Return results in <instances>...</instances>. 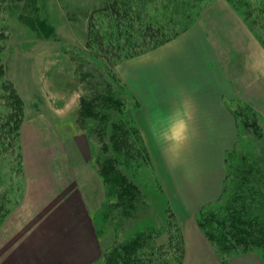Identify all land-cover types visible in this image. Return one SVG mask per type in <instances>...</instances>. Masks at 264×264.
<instances>
[{
    "label": "rangeland",
    "instance_id": "1",
    "mask_svg": "<svg viewBox=\"0 0 264 264\" xmlns=\"http://www.w3.org/2000/svg\"><path fill=\"white\" fill-rule=\"evenodd\" d=\"M112 1L114 0H0V111H6L8 100L10 106L16 99L22 107L21 115L17 112V118L21 122L17 137L15 138L14 133L9 136L12 147H6L0 140V192L8 200V213L0 214L1 256H21L18 246L11 250L7 246V233L12 231L11 227L16 224L19 216L25 215L28 231H35L34 228L40 224L41 229L32 233L40 234L38 239L47 245L32 244L30 240V244L22 246L28 251L39 249V254L44 250V256H40L42 260L60 257L49 256L48 250L50 254H62L63 248L72 246L76 241L72 239L73 229L74 232L78 230L79 234L93 233L96 242L95 256L79 260H71L76 256H66L68 259L58 264L99 263L102 255L114 245H119L138 233L146 237L145 242L151 249L153 242L155 245L157 241L166 245L170 243L177 256L175 264H241V259L244 258L254 259L255 264H264V252L260 248L247 250L242 254H217L198 228L197 219L202 214L197 212L201 208L188 217V222L196 226L214 256H193L196 252H205L199 242L192 243V256H187L185 226L179 222L182 218L179 219L171 198L166 195L154 164L151 170L141 169L142 166L139 170L130 172L133 181L142 189L146 201L135 218L120 219L115 213L118 210L114 213L102 211L101 207L105 202L104 185L94 162H85L86 149L76 123L78 107L74 106L76 97L73 93L84 89L83 74L86 65L83 67V63L90 64L88 67L93 66V58L98 57L90 32L97 30L107 33V24L112 16L106 14L105 9ZM152 1L154 6L149 8L152 11L151 17L168 24L170 29L173 28L177 21L171 20L170 15L182 11L176 13L173 6L166 7L168 0ZM191 15L195 19L193 25L171 41L196 25L207 32L208 41L215 47L217 60L223 64L227 77L233 83L235 98L229 104L231 113L234 110L239 121L242 120L240 115H245L249 124L254 114L264 135V46L259 37H255L241 15L226 0H200L191 8ZM261 37L264 39V35ZM105 38L108 40L107 36ZM124 39L126 40L125 36ZM137 40L141 42V38ZM124 51L125 49L121 52ZM124 85L126 86L125 83ZM142 108L143 106L140 110ZM10 114L17 115L16 112ZM0 115L3 116V113L0 112ZM233 118L236 121L234 115ZM48 127L61 136L73 166L77 168L81 191L87 202L86 206L81 196L83 211L80 216L89 215L87 222L83 221V228H76L78 216L72 212V205L65 207L67 212L63 224L59 223L60 214L54 210L50 213L49 207L45 212H36V209L23 212L22 206L27 201L30 180L26 175V157L30 150L24 146V133L27 134L26 138H32L28 139L31 150L40 153V148L50 146L46 135ZM238 128L237 146L230 165H234L240 156L261 150L263 145L252 135L251 129L244 130L241 125ZM47 151L43 150L44 154ZM63 201L71 204L66 197ZM209 209H216V205L207 207L205 212ZM57 225H62V228H56ZM152 236L158 237V240L152 241ZM150 258L151 256L146 261L152 264Z\"/></svg>",
    "mask_w": 264,
    "mask_h": 264
},
{
    "label": "trees",
    "instance_id": "2",
    "mask_svg": "<svg viewBox=\"0 0 264 264\" xmlns=\"http://www.w3.org/2000/svg\"><path fill=\"white\" fill-rule=\"evenodd\" d=\"M198 1L168 0L166 7L173 6L176 13L182 11L170 15L171 20L177 21L170 29L168 24L151 17L149 8L154 6L152 0H114L105 9V13L112 16L107 24V33L90 32L98 57L93 58V66L83 63V67L87 66L83 74L86 96L80 99L76 123L88 138L90 160L103 181L105 202L102 211L114 213L118 210L115 213L120 219L135 218L146 203L142 189L133 181L130 172L142 166L141 169L151 170L153 163L136 122V113L142 104L120 80L115 64L156 49L192 26L195 19L191 8ZM226 1L264 46L261 37L264 35V0ZM124 36L126 40H123ZM140 38L141 42H138ZM123 49L125 51L121 52ZM21 110L15 99L12 106L8 100L6 111H0L3 113L0 115V140L8 148L12 147L10 134L17 137L21 123L17 116L21 115ZM11 112L18 114L11 115ZM233 115L238 127L251 129L252 135L263 145L254 154L238 157L234 165H230V160L234 158L237 143L227 152L222 193L197 212L202 214L197 219L198 228L222 256L242 254L254 248L264 252V135L254 114L250 124L245 115H240V121L234 110ZM7 203L4 193L0 192V214L8 213ZM211 205H216L217 210L205 212ZM157 238L152 236V241L156 242ZM145 241L146 237L135 234L114 245L102 255L99 263L94 264H150L146 261L149 256L152 264H175L177 256L170 243L166 245L157 241L155 245L153 242L151 249Z\"/></svg>",
    "mask_w": 264,
    "mask_h": 264
},
{
    "label": "crops",
    "instance_id": "3",
    "mask_svg": "<svg viewBox=\"0 0 264 264\" xmlns=\"http://www.w3.org/2000/svg\"><path fill=\"white\" fill-rule=\"evenodd\" d=\"M194 27L147 54L121 62L115 69L119 78L143 106L136 114V121L160 175L163 189L171 198L179 219L182 218L179 222L185 226L187 256H192L190 246L193 242H199L205 249V252H196L193 256H214L196 226L188 222V217L221 195L226 173L225 155L235 146L239 128L229 105L235 98L233 83L227 77L223 64L217 60L215 47L208 41L207 32L199 25ZM174 88L182 95L191 97L197 106L193 125L196 138L183 150L182 162L170 167L161 149L154 142L149 128L155 113L174 106ZM46 135L50 146L40 148L38 153L31 150L28 139L32 138H26L27 134L24 133V146L30 150L29 156L26 157V175L30 180L27 201L22 206L23 212L34 209L36 212H45L51 208L49 212L53 213L54 210L60 214L59 223L63 224L67 212L65 207L72 205V212L78 216L76 228H83V221L87 222L89 215L80 216L83 211L80 204L83 193L76 173L77 168L73 166L70 153L58 132L48 127ZM79 135L86 149L85 162L89 163L88 138L82 132H79ZM45 149L48 150V155L44 154ZM64 197L68 198L71 204L64 203ZM83 198L87 206L86 199ZM24 218L25 215L19 216L16 224L11 227L12 231L7 233V246L10 250L18 246L21 256H1L0 253V264H40L44 260L46 261L42 264H58L67 260L66 256H76L71 260L95 256L96 242L93 233L79 234L78 230L74 232L73 229L72 239H76L73 245L63 248L62 254H50L48 250L49 256L60 257L42 260L40 256H44V250L39 254V249L28 251L22 246L30 244V240L32 244L47 245L38 239L40 234L32 233L41 229V225L38 224L34 228L35 231H28L27 220ZM61 226L57 225L56 228H62ZM241 260V264H255L254 259Z\"/></svg>",
    "mask_w": 264,
    "mask_h": 264
},
{
    "label": "clouds",
    "instance_id": "4",
    "mask_svg": "<svg viewBox=\"0 0 264 264\" xmlns=\"http://www.w3.org/2000/svg\"><path fill=\"white\" fill-rule=\"evenodd\" d=\"M76 97L75 105L79 106L81 97L86 96L83 89L73 93ZM176 99L174 106L163 112H157L151 118L150 134L161 149L170 167L182 162L183 150L196 138L194 121L197 106L189 96H184L177 89H173Z\"/></svg>",
    "mask_w": 264,
    "mask_h": 264
}]
</instances>
